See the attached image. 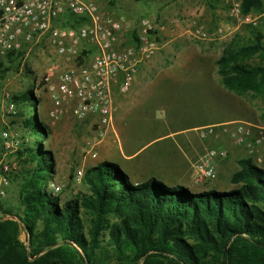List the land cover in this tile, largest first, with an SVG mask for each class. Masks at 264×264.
<instances>
[{
  "label": "trees",
  "instance_id": "16d2710c",
  "mask_svg": "<svg viewBox=\"0 0 264 264\" xmlns=\"http://www.w3.org/2000/svg\"><path fill=\"white\" fill-rule=\"evenodd\" d=\"M241 1L245 14L264 11V0ZM24 55L0 58V82ZM253 56L264 57L260 31L249 44L229 45L217 60L225 89L264 96V61L250 65ZM13 101L25 131L17 155L29 168L13 180H20L23 211L0 218V264H264V166L251 157L238 161L229 183L236 188L229 191L192 192L156 179L135 184L119 165L100 162L84 174L88 193L62 204L47 191L56 161L44 147L51 128L42 122L38 99L29 91Z\"/></svg>",
  "mask_w": 264,
  "mask_h": 264
},
{
  "label": "rangeland",
  "instance_id": "374dc122",
  "mask_svg": "<svg viewBox=\"0 0 264 264\" xmlns=\"http://www.w3.org/2000/svg\"><path fill=\"white\" fill-rule=\"evenodd\" d=\"M112 2H114V5L111 4ZM100 6L102 13L106 17L125 21L122 40L126 43L133 41L135 28L143 17L151 18L156 22L176 20L175 31L166 33L163 44L167 45L168 40L174 37L178 38L177 41L179 40L178 42L175 41V46L191 47L196 45L199 47H210L211 56L206 62L212 66L217 65V60L229 45L243 46L249 44L254 39V33L258 31L264 33V18L259 21L258 26L255 28L240 26L229 17V6L226 0H146L142 2L134 0H102ZM193 22L198 26L204 27L210 33L211 38L200 40L191 36L187 31L192 28ZM220 29L224 31L223 34H217ZM170 32L174 33V35L170 34ZM5 61L7 60L5 59L3 62ZM263 61V56H253L247 60V63L255 66L262 64ZM54 62L57 70L52 82L58 84L60 75L65 71L68 62L64 58L56 56L53 51L42 44L37 45L30 53L25 51V55L17 59L18 67L0 82V96L5 91H8L12 96L32 91L38 99V110L42 122L47 123L48 107L52 103L53 108V102L45 88V75ZM202 85L204 87L203 90L198 87H186L184 88L185 90L180 91L174 84L167 86L166 89L165 87L162 90L157 89V91H162L160 96H174L173 99L168 98V101H157V123L162 126L163 132H178L203 122H248L264 126L263 95L252 92L235 93L228 91L223 87L221 78L218 75L216 81L211 80L207 84L203 83ZM172 91L173 93H171ZM174 91L178 92L174 93ZM122 95L124 94L116 93L115 101ZM68 115L70 114L68 113ZM16 116L13 117L0 108V143L6 124L17 132L20 141L24 142L25 131ZM70 118L71 127L75 128L72 123L73 119L71 116ZM74 132L77 131L74 129L69 130L68 138L77 137L73 134ZM94 133L95 130L92 127L91 131L85 135L82 147L94 138ZM179 134L181 133L177 135ZM218 134L226 136L220 141L215 138L216 135L209 136L207 139L201 138L203 141L210 138L214 140L205 143V146L201 148L200 155L195 152L191 166L181 159L179 153L172 150L171 154L168 153L166 155L165 159L162 158L148 162L139 168L130 169L129 176L131 180L139 178L141 183L151 179H156L163 183L169 182L165 184L172 187L184 186L178 184V182H185L184 180L190 176L189 186H186V188L192 192L212 189L218 191L232 190L236 187L229 185L230 177L239 169L238 161L251 157L255 160L256 165L263 166L264 149L261 148L254 153H250L247 149L238 147L243 149V153L235 155L231 149L228 150L229 148H227H232L234 145L231 138L220 130ZM182 136H176V138L180 139ZM175 140H169L165 145L169 146ZM54 141V137H49V141L44 143L45 149L54 153L56 161L54 178L52 183L47 185V189L51 188L52 184L62 185L64 190L56 194V196L64 204L71 198L88 193V188L83 182L84 179L82 178L79 181L77 177L79 171L85 174L92 167H90L91 163H72L68 159L69 157L64 161L63 155L53 147ZM197 144L198 142L195 139V145ZM159 147L160 145H158L157 150ZM208 150H216L219 153L214 160L212 176H205L199 169L201 158ZM75 156V160L78 161L79 155ZM242 156L244 157L242 158ZM71 159L73 160V158ZM96 160L115 163L106 158L101 160L98 158ZM9 163L13 170L10 174V185L7 189V196L0 199L3 209L0 211V218L5 219L11 218L10 215H19L23 211V207L19 203L18 193L20 180H13L20 175L24 168H29V162H26V158H20L17 153L10 155ZM20 239L23 245L28 248V237L23 230L21 231Z\"/></svg>",
  "mask_w": 264,
  "mask_h": 264
},
{
  "label": "built area",
  "instance_id": "2783aa9c",
  "mask_svg": "<svg viewBox=\"0 0 264 264\" xmlns=\"http://www.w3.org/2000/svg\"><path fill=\"white\" fill-rule=\"evenodd\" d=\"M102 0H0V58L10 53L33 51L44 45L68 65L60 75L59 83L52 79L57 70L54 62L45 75V88L50 94L53 108L49 111L51 124L59 122L66 113L72 119L84 121L97 116L98 133L86 144L92 156L107 129L114 125L117 112L116 93L130 92L140 67L152 59L161 49L163 35L175 31L176 20L156 22L148 17L139 20L135 38L122 40L125 21L106 17L101 11ZM229 17L240 26L257 27L263 14H245L241 0H226ZM70 21L71 25L64 23ZM191 36L208 40L210 33L195 22L187 31ZM220 29L217 34H223ZM84 51L89 53L80 62ZM0 108L9 115H17L13 96L5 91L0 96ZM219 130L226 133L233 144L254 153L264 149V126L248 122H232L201 129L200 136L207 138ZM0 150V199L7 196L12 167L10 155L22 148L19 134L6 124L1 136ZM88 152V154H89ZM216 150H208L201 158L199 169L205 176H212ZM84 177L78 172L77 179ZM64 190L62 185L52 184L47 189L54 196Z\"/></svg>",
  "mask_w": 264,
  "mask_h": 264
},
{
  "label": "crops",
  "instance_id": "0c3cea01",
  "mask_svg": "<svg viewBox=\"0 0 264 264\" xmlns=\"http://www.w3.org/2000/svg\"><path fill=\"white\" fill-rule=\"evenodd\" d=\"M166 33H164L163 39L167 35ZM170 34L174 35L171 32ZM177 39L173 37V39L168 40L167 45L162 44L156 55L140 67L130 92L116 99L117 112L114 125L111 129H107L105 135L98 140V144L93 150L96 154L95 157L86 149V145L82 147V143L85 135L91 131L92 127L95 130L93 135L97 137L99 129L97 116H91L84 121L73 119L72 123L75 127L73 128L68 113L54 125L51 124L47 115L46 124L51 128L50 137L55 138L53 147L63 155L64 161L69 157L68 159L72 163H91L90 167H95L101 162L96 159L106 158L117 163L129 176L130 169L139 168L148 162L165 159L166 155L171 154V151L174 150L179 153L182 160L191 166L195 152L200 155L201 148L205 146V143L214 140L210 138L203 141L200 136L201 129L227 123H197L187 129L173 133L163 132L162 126L157 123V101L161 100L162 102L174 97L160 96L162 91H157V89L162 90L164 87L166 89L167 86L174 84L180 91L185 90L186 87H198L203 90V83L207 84L211 80H217V65L212 66L206 62L211 56L210 47L175 46L176 42L179 41ZM176 92L178 91H174V93ZM48 109L49 111L52 109V103L49 104ZM72 129L77 131L73 133L77 137L68 138V131ZM178 133L181 134L177 135ZM180 135L183 136L177 139L176 136ZM225 136L217 133L215 138L220 141ZM173 139L176 140L171 145H165L167 141ZM195 139L198 142L197 145H195ZM158 145L160 147L157 150ZM227 148H229L228 150L231 149L235 155L243 153V149L238 148V146L233 145L232 148ZM1 149L2 141L0 143ZM77 154L79 155L78 161L75 160ZM189 179L190 176L184 180L185 182H178V184L189 186ZM131 181L135 184L141 183L139 178H133ZM165 183L168 184L169 182Z\"/></svg>",
  "mask_w": 264,
  "mask_h": 264
}]
</instances>
